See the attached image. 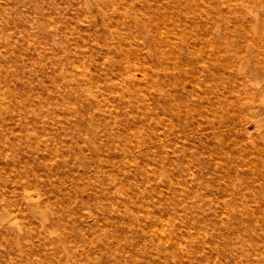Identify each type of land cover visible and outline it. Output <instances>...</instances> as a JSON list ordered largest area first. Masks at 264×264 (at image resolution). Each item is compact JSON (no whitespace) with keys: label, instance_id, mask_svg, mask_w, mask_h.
<instances>
[{"label":"rangeland","instance_id":"obj_1","mask_svg":"<svg viewBox=\"0 0 264 264\" xmlns=\"http://www.w3.org/2000/svg\"><path fill=\"white\" fill-rule=\"evenodd\" d=\"M220 1L0 0V264H264V24Z\"/></svg>","mask_w":264,"mask_h":264},{"label":"bare ground","instance_id":"obj_2","mask_svg":"<svg viewBox=\"0 0 264 264\" xmlns=\"http://www.w3.org/2000/svg\"><path fill=\"white\" fill-rule=\"evenodd\" d=\"M165 1V0H164ZM170 1V0H169ZM198 1V0H197ZM209 0H207V2H208ZM229 5H237V6H239V7H241L242 8V10L244 9L245 11H247L248 13H251L252 15H253V17H254V21H255V23H257L258 21H262L263 22V24H264V0H225ZM224 1V2H225ZM157 2V1H156ZM221 2V4H222V0L220 1ZM203 3V2H202ZM227 3H225V4H227ZM220 4V5H221ZM102 5V4H101ZM157 5V4H156ZM197 5H199V2H198V4ZM201 5V4H200ZM218 5H219V3H218ZM220 5H219V7H220ZM193 6H194V3H193ZM203 6H205V4L203 5ZM207 6V5H206ZM101 7V6H100ZM162 9H163V7H161ZM198 8V7H197ZM201 7H199L198 9H200ZM222 8V7H221ZM229 8V7H228ZM234 8H236V7H234ZM197 9V10H198ZM202 9V8H201ZM208 9V8H207ZM213 9V8H212ZM223 9V8H222ZM192 10V9H191ZM196 10V11H197ZM240 10V9H239ZM241 10V11H242ZM243 10V11H244ZM218 11V10H217ZM195 12V11H194ZM194 12H192V14L194 13ZM200 12H203L204 13V11H200ZM210 12H211V8H210ZM239 12V11H238ZM212 13V12H211ZM214 13H215V11H214ZM225 12H223V14H224ZM144 14H146V13H144ZM201 14V13H200ZM209 14V13H208ZM222 13H220L219 15H221ZM250 14V15H251ZM197 15V14H196ZM195 15V16H196ZM216 16H219V15H217V13L215 14ZM225 15H226V13H225ZM224 15V16H225ZM236 16H237V14H236ZM147 17V16H146ZM197 17V16H196ZM207 17V16H206ZM209 17V16H208ZM152 18V17H151ZM202 18H204V17H202ZM224 18H226V17H224ZM240 18V17H239ZM245 18V17H244ZM147 19V18H146ZM192 19H194V18H192ZM207 19V18H206ZM215 19H216V17H215ZM214 19V20H215ZM227 20H228V18H226ZM135 20V19H134ZM205 20V19H204ZM208 20V19H207ZM217 20V19H216ZM218 20H219V18H218ZM242 20V19H241ZM241 20H239L240 22H241ZM138 21V20H137ZM146 21V20H145ZM193 21H195V20H193ZM245 21V20H244ZM136 22V21H135ZM139 22V21H138ZM147 22V21H146ZM196 22V21H195ZM205 22V21H204ZM215 23V22H214ZM214 23H213V25H214ZM226 23V22H225ZM149 24V23H148ZM219 24V23H218ZM221 24V23H220ZM243 24V23H242ZM246 24V23H245ZM247 24L249 25V23L247 22ZM246 24V25H247ZM140 25H142V23L140 24ZM146 25H147V23H146ZM197 25V24H196ZM200 25V24H199ZM247 25V26H248ZM150 26V25H149ZM221 26V25H220ZM238 25H236V27H237ZM241 26H243V25H241ZM246 26V27H247ZM144 27V26H143ZM204 27V26H203ZM206 27V26H205ZM234 27V26H233ZM239 27V26H238ZM244 27V26H243ZM249 27V26H248ZM260 27V26H259ZM141 28V27H140ZM147 28V27H146ZM218 28V27H217ZM245 28V27H244ZM145 29V28H144ZM206 29H207V27H206ZM205 29V30H206ZM241 30V28H238V29H236V30ZM246 30L247 29H249V28H245ZM252 29V28H251ZM214 31V30H213ZM218 31V30H217ZM228 32V31H227ZM242 33H243V31H241ZM175 33V32H174ZM180 33V32H179ZM230 33V32H229ZM244 33L246 34V32L244 31ZM240 34V33H239ZM247 37H248V40L251 42L252 41V43H253V45H255V48L258 50V51H260V56L258 57V61H257V63H254V64H252V65H249L248 64V61L247 60H245V58L243 57V59L241 60L242 62H238V63H240L241 65H243V66H247L248 65V71L249 72H255V71H258V70H260V71H262L263 73H264V49H262V48H264V26H263V28H262V30H261V36L259 37V38H256L255 36H253V35H251V31H250V29H249V31L247 30ZM238 35V34H237ZM244 35V34H243ZM255 35V34H254ZM239 36V35H238ZM171 38H172V36H170ZM178 37V36H177ZM181 37V36H180ZM246 36H244V38H245ZM246 37V38H247ZM205 38H206V35H205ZM211 38V37H210ZM228 38V37H227ZM178 39V38H177ZM183 39V38H182ZM207 39H209V37H207ZM210 40V39H209ZM245 40V39H244ZM167 41V40H166ZM182 41V40H181ZM184 41V40H183ZM178 42V41H177ZM213 42V41H212ZM155 43V42H154ZM157 43V42H156ZM169 43H170V41H169ZM249 43V42H248ZM247 43V44H248ZM208 44H209V42H208ZM207 44V45H208ZM175 45V44H174ZM243 45V44H242ZM168 47V46H167ZM203 47V46H202ZM208 48L210 47V45H208L207 46ZM155 48V47H154ZM169 48V47H168ZM204 48V47H203ZM248 48V47H247ZM197 50V49H196ZM170 51V50H169ZM210 51V50H209ZM248 51V50H247ZM142 52V51H141ZM159 52V51H158ZM162 52V51H161ZM196 52V51H195ZM197 52H199V51H197ZM201 52V51H200ZM207 52V51H206ZM252 52V51H251ZM138 53V52H137ZM175 53V52H174ZM173 52L171 53V54H174ZM178 53V52H177ZM250 53V52H249ZM257 53V52H256ZM161 54V53H160ZM176 54V53H175ZM195 54V53H194ZM205 54H207V53H205ZM234 54V53H233ZM244 54V53H243ZM259 54V53H258ZM60 55V54H59ZM141 55H143V54H140V56ZM170 55V54H169ZM203 55V54H202ZM254 55V54H253ZM172 56V55H171ZM205 56V55H204ZM235 55H232L231 54V57L233 58ZM237 56V55H236ZM248 56V55H247ZM143 57V56H142ZM174 57H175V55H174ZM231 57H230V59H231ZM172 58H173V56H172ZM174 59V58H173ZM251 60V59H250ZM175 61H176V58H175ZM234 62V64H235V60L233 61ZM232 62V63H233ZM230 63H231V60H230ZM231 63V64H232ZM249 63H250V61H249ZM237 64V63H236ZM238 67H240V66H238ZM65 68V67H64ZM237 69V68H236ZM247 70V69H246ZM245 70V71H246ZM171 72V71H170ZM231 73H233V72H231ZM238 73V72H237ZM171 74H173V73H171ZM234 74V73H233ZM240 76V75H239ZM241 76H242V74H241ZM243 77V76H242ZM244 77H246V76H244ZM173 78V77H172ZM175 78V77H174ZM240 78V77H239ZM245 79V78H244ZM161 80V79H160ZM246 80V79H245ZM83 81V80H82ZM165 81V80H164ZM163 81V82H164ZM241 81H243L242 79H241ZM240 81V82H241ZM168 83V82H167ZM259 84V83H258ZM169 85V84H168ZM192 85V84H191ZM244 85V84H243ZM235 86V85H234ZM148 90H149V94H154V92H155V90H156V88H160V87H162V84H160V83H158L157 82V80H156V78H150L149 79V81H148ZM166 87V86H165ZM248 87V86H247ZM82 88H83V85H82ZM87 88V87H86ZM163 88V87H162ZM237 88V87H236ZM91 91H92V89H91ZM156 94V93H155ZM160 95V94H159ZM168 95V94H167ZM261 95H262V102L264 103V86L262 87V93H261ZM81 96H82V94H81ZM155 96V95H154ZM75 97V96H74ZM148 97V96H147ZM149 98V97H148ZM150 98H151V95H150ZM159 98V97H158ZM82 99V98H81ZM239 99V98H238ZM156 100V99H155ZM166 100V99H165ZM149 101H150V99H149ZM166 102V101H165ZM167 104V103H166ZM235 104H236V102H235ZM168 105V104H167ZM234 105V104H233ZM161 106H163V105H161ZM236 107H237V104L235 105ZM165 109V108H164ZM190 109V108H189ZM167 110V109H166ZM236 110H237V108H236ZM169 111V110H168ZM172 111V110H171ZM161 112V111H160ZM150 113V112H149ZM152 114V113H151ZM172 114V113H171ZM193 114V113H192ZM170 115V114H169ZM176 115L177 114H174V116L176 117ZM172 116V115H171ZM177 117H180L181 118V116H177ZM176 117V118H177ZM192 117V116H191ZM170 118V117H169ZM172 118V117H171ZM171 121H172V119H171ZM263 123V122H262ZM209 124V123H208ZM262 125V124H261ZM210 126V125H209ZM259 126V125H258ZM258 126H256V128L255 129H257V127ZM211 127V126H210ZM260 127V126H259ZM258 127V128H259ZM263 127H264V125H263ZM262 126H261V130H262V128H263ZM264 129V128H263ZM256 131H260V128H259V130H256ZM249 133V132H248ZM262 136V135H261ZM260 136V137H261ZM262 139V138H261ZM261 156V155H260ZM32 196V194L29 192V191H25L24 190V192H23V195H22V199H24V200H26V201H30V200H32L31 197ZM10 220V219H9ZM16 221H17V219H15ZM6 221V220H5ZM14 222V221H13ZM7 223V222H6ZM178 248H181V247H178ZM180 250H182V249H180ZM11 260V259H10Z\"/></svg>","mask_w":264,"mask_h":264}]
</instances>
